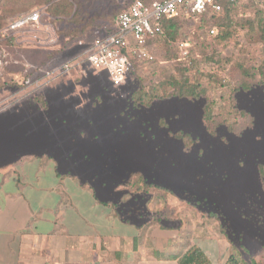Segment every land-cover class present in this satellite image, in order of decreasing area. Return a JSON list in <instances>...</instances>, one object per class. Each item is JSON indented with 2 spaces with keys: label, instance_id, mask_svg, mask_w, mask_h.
Instances as JSON below:
<instances>
[{
  "label": "crops",
  "instance_id": "0c3cea01",
  "mask_svg": "<svg viewBox=\"0 0 264 264\" xmlns=\"http://www.w3.org/2000/svg\"><path fill=\"white\" fill-rule=\"evenodd\" d=\"M116 29L115 19L112 30L102 28L92 41L80 43L79 58L60 59L29 76L34 80L71 63L68 74L46 86H0V264H181L195 249L212 264H227L229 238L218 228L217 215L191 220V208L169 195L147 203L151 211L166 210V220L133 218L123 210L127 197L97 193L95 183L73 173L70 157H63L70 155L69 142L98 141L69 132L80 122L64 85L73 83V70L81 78L88 73L86 48Z\"/></svg>",
  "mask_w": 264,
  "mask_h": 264
},
{
  "label": "flooded vegetation",
  "instance_id": "af4514ba",
  "mask_svg": "<svg viewBox=\"0 0 264 264\" xmlns=\"http://www.w3.org/2000/svg\"><path fill=\"white\" fill-rule=\"evenodd\" d=\"M129 82L114 86L105 77L101 86L91 70L86 85H64L80 122L69 132L98 137L96 144L69 142L63 157L71 171L101 195L127 197L123 210L133 218L166 220V210L151 211L147 203L170 195L220 217L242 258L264 250V86L239 87L228 105L247 114L228 120L208 114L203 94L151 97ZM249 233L256 242L246 241Z\"/></svg>",
  "mask_w": 264,
  "mask_h": 264
},
{
  "label": "rangeland",
  "instance_id": "374dc122",
  "mask_svg": "<svg viewBox=\"0 0 264 264\" xmlns=\"http://www.w3.org/2000/svg\"><path fill=\"white\" fill-rule=\"evenodd\" d=\"M18 1L0 0V4L4 2L13 7L19 5ZM123 1L73 0L75 11L79 14L78 22L77 18L76 21L69 17L53 18L46 12L45 6H33L30 11L40 10L38 23L15 34H0V86H28L26 81L35 71L46 69L60 59L79 58L82 49L78 46L81 42L92 41L102 32V28L107 31L114 28L117 15L126 8V2L130 3L132 0ZM263 6L264 0H239L235 16L253 17L255 10ZM210 16L206 20L205 16L199 15L181 16L180 27L174 39L165 35L153 38L148 43L152 58H131L133 67L127 85L143 86L144 91H148L147 94L155 96L157 93L171 94V82L187 81L206 91L211 115H219L221 118L228 116V120H232L235 115L247 114L241 110H230L228 104L235 99L238 86L248 78L242 68L256 73V79L251 81V86H264L257 69L262 58V41L259 34L247 25L238 26L234 37L220 41L216 37L219 29L210 22ZM212 29L215 31L212 32ZM5 36L15 37L3 40ZM79 74L81 72L73 70L71 76L75 79L71 82L85 84L87 76L84 75L81 81ZM162 86H167L165 92L162 91ZM186 207L188 211L191 208V220L200 215H208L189 205ZM218 228H221L219 223ZM232 238L238 241L233 235ZM257 238L251 233L246 235V241L251 239L256 242ZM228 243L229 255L264 264V250L254 251L251 255L244 254L242 258L237 245L230 239Z\"/></svg>",
  "mask_w": 264,
  "mask_h": 264
},
{
  "label": "built area",
  "instance_id": "2783aa9c",
  "mask_svg": "<svg viewBox=\"0 0 264 264\" xmlns=\"http://www.w3.org/2000/svg\"><path fill=\"white\" fill-rule=\"evenodd\" d=\"M221 0H134L129 8L116 17L115 32L96 38L86 48V69L93 71L97 80L105 77L114 86L123 84L133 67L132 57L152 58L149 40L163 33L161 21L174 18L182 13L202 14L221 9ZM40 20V10H33L9 18L7 25L0 31L1 35H11ZM212 32L215 30L212 29ZM70 62H63L44 72L28 84L46 86L55 76L66 75L71 70ZM86 76L89 73L85 74ZM101 86L103 83L100 81Z\"/></svg>",
  "mask_w": 264,
  "mask_h": 264
},
{
  "label": "trees",
  "instance_id": "16d2710c",
  "mask_svg": "<svg viewBox=\"0 0 264 264\" xmlns=\"http://www.w3.org/2000/svg\"><path fill=\"white\" fill-rule=\"evenodd\" d=\"M239 0H221V9L215 11H208L202 14H194V13H182L180 16L174 18H165L161 21L163 33L161 35L168 36L170 39H174L177 31L179 29V18L181 16H205L208 19V15H211L210 22L215 25L219 29V33L216 35L217 39L220 41L228 40L235 36V33L239 27L249 26L251 29L256 31L260 39L262 41V58L258 65V74L261 75V81H264V6L263 8H257L255 10L253 17H245L237 18L235 16L236 6ZM18 4L13 7L8 6L6 3L0 4V31L7 25L9 18H12L18 14H22L24 12L30 11L33 6H45L46 12L49 16L53 18H62L69 17L71 20L78 22L77 12L75 11V3L73 0H19ZM148 3V2H147ZM246 18V19H244ZM7 38L13 39V37L5 36L3 40ZM153 39V38H152ZM150 39L149 42L152 40ZM243 72L247 74V80L242 82V85L239 87H248L251 86V81L256 79V73L250 71L249 69L242 68ZM251 78V79H250ZM250 79V80H249ZM173 86V92L169 95L164 93H157L155 96L157 97H165L171 96L173 94L179 96H200L203 94L206 95V91L202 88L198 87L193 83L185 82H171ZM167 86H162V91L165 92ZM165 90V91H164ZM151 96V95H150ZM151 96V97H155ZM208 98V97H207ZM210 109L208 110V114H211V105L209 102ZM208 107V108H209ZM181 264H212L208 257L203 254L198 249L193 250L187 255H184L181 258ZM227 264H260L256 260H251L250 262L244 261L242 259L237 258L235 255H230L227 261Z\"/></svg>",
  "mask_w": 264,
  "mask_h": 264
}]
</instances>
